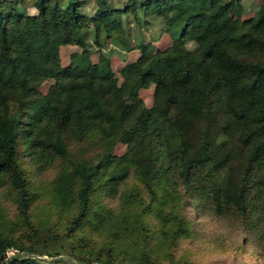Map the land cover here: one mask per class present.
<instances>
[{
	"label": "trees",
	"instance_id": "16d2710c",
	"mask_svg": "<svg viewBox=\"0 0 264 264\" xmlns=\"http://www.w3.org/2000/svg\"><path fill=\"white\" fill-rule=\"evenodd\" d=\"M9 3L0 2V191L15 213L0 209V264H34L23 257L25 233H61L98 264H193L174 256L195 234L192 206L247 233L264 231V0L257 21L228 27L216 47L208 27L240 14L236 0L225 12V0L143 1L149 17L175 16L166 28L170 45L154 54L165 81L150 108L139 100L130 113L123 87L142 75L144 62L123 67L115 87L92 62L83 32L86 21L98 22L107 36L127 40L120 20L133 9H113L109 0L89 12L75 1ZM110 18L120 22L106 26ZM67 46L81 53L63 67ZM145 79L146 88L151 75ZM47 80L56 87L43 94ZM88 84L93 102L81 96ZM124 135L126 158L118 161ZM137 149L150 161L148 175L132 160ZM47 172L49 182L35 187L32 176ZM42 200L44 216L34 213Z\"/></svg>",
	"mask_w": 264,
	"mask_h": 264
},
{
	"label": "rangeland",
	"instance_id": "374dc122",
	"mask_svg": "<svg viewBox=\"0 0 264 264\" xmlns=\"http://www.w3.org/2000/svg\"><path fill=\"white\" fill-rule=\"evenodd\" d=\"M60 4L69 1H75L79 7H85V11H93L96 9V0H59ZM140 0H109L110 7L116 9L122 8L124 5L134 7V11L138 16L140 11ZM226 4L221 8L225 12L229 0H225ZM5 8L10 7L9 0H0ZM262 0H236L239 5L240 14L233 12L225 13L224 19L221 23H212L208 30L212 32L214 47L222 43V37L225 36V31L228 27L235 25L238 21L253 19L257 21L260 17V4ZM137 4V5H136ZM136 5V6H134ZM236 6V5H235ZM237 7V6H236ZM33 12L32 10H30ZM59 12L61 10H58ZM91 14V13H89ZM134 17V16H133ZM124 17V28L127 34V40L113 36L109 37L101 29L102 33L98 39L91 41L88 45L91 53V60L94 64L99 65L106 73L110 74L111 82L115 87L122 86L124 79L121 76V69L127 65V62H144V69L142 75L124 84L125 109L128 113L132 112L137 102L141 100L147 108L153 105L154 89L159 82H164L165 79L155 69L154 54L158 50H163L166 46V41H163L167 27V20L146 21L147 15H142L139 18ZM172 18V17H169ZM87 23L89 21H86ZM116 21H108V25H115ZM134 23V25H132ZM140 26H139V25ZM169 40V44L171 40ZM90 41V40H89ZM140 43V44H139ZM132 46L136 50H129ZM143 46V47H142ZM193 47V44L189 45ZM144 49V52L141 50ZM147 55L143 56L144 53ZM80 54L81 49L75 46H67L60 49L61 65L67 67L70 64V58L73 54ZM145 53V54H146ZM151 75L150 85L143 87L142 80H145L146 74ZM56 83L53 80H47L41 85L39 91L43 94L55 90ZM95 90L90 85L81 86V96L88 102H93V95ZM126 140L124 137L116 144L114 155L118 161H123L126 158ZM132 160L138 164L142 173L147 174L151 169L149 159L137 149L132 156ZM24 166L29 174L32 170L29 169L28 160L24 159ZM53 173L47 172L42 176H32L38 187L40 184L49 182ZM0 191V209L13 216L15 213V206L12 199H5ZM110 206H115L116 203L106 200ZM46 204L45 200L38 202L34 209V213H40L42 216L43 206ZM193 206L189 208V214L195 221V234L193 237L180 242L177 250L174 253L175 258L186 259L193 264H264V231L256 232L251 230L247 233L240 227H232L223 222H219L207 214L197 215L193 211ZM243 233L240 234V231ZM22 241L25 243L24 256L31 260L34 264H98L96 257L89 259L77 253L70 245V243L63 237L61 233H56L50 237L45 236L42 239H35L30 234L25 233L20 235ZM257 237H260L259 243ZM247 239V243H245ZM12 254V253H10Z\"/></svg>",
	"mask_w": 264,
	"mask_h": 264
},
{
	"label": "crops",
	"instance_id": "0c3cea01",
	"mask_svg": "<svg viewBox=\"0 0 264 264\" xmlns=\"http://www.w3.org/2000/svg\"><path fill=\"white\" fill-rule=\"evenodd\" d=\"M143 1H145V0H140L138 3H139V8H140V5H141V3L143 2ZM137 5V4H136ZM136 5H134V6H136ZM126 7H130L129 5H124L122 8H120V7H118V8H116V9H123V8H126ZM131 9H134V7L133 6H131L130 7ZM147 15L148 16V18L146 17V21H149V20H151V21H157V20H167V25H168V23L174 18V16H175V14H171V15H168L165 19H161V18H152V17H149V15L148 14H146V13H142L141 11L139 12V14H138V16H132V15H127L126 17H133V18H139L140 17V20L141 19H143L142 18V15ZM169 17H172V18H169ZM116 18H118V17H116ZM124 18V17H123ZM108 21H116V22H122V23H125L124 21H123V19H121L120 21H118V20H115L114 18H110V19H106L105 21H104V24L105 25H107L108 24ZM107 23V24H106ZM132 25H134V23H132ZM139 25V24H138ZM84 26H85V30H84V32H83V38L85 39V42L87 43V45L91 42V41H93V40H95V39H98L99 38V35H101L100 33H102V31H101V29L103 30V27L98 23V22H92V23H84ZM108 26H110V25H108ZM140 26V25H139ZM167 28V27H166ZM166 28H165V30H166ZM104 31V30H103ZM161 34H163V35H165L164 36V39H163V41H166V46H165V48H167L170 44H169V40H168V38L167 37H169L170 38V36L165 32V33H161ZM90 40V41H89ZM170 40H171V38H170ZM140 44V43H139ZM89 46V45H88ZM143 47V46H142ZM165 48H163V50L165 49ZM62 49V48H61ZM88 49H89V47H88ZM137 49V48H136ZM135 49V50H136ZM143 50L144 49H142L141 50V52H143ZM89 51H90V49H89ZM159 51V50H158ZM145 53H146V51H145ZM144 53V55L143 56H145V55H147V53L145 54ZM132 64V62H127V64ZM133 63H136V62H133ZM143 63V62H142Z\"/></svg>",
	"mask_w": 264,
	"mask_h": 264
}]
</instances>
